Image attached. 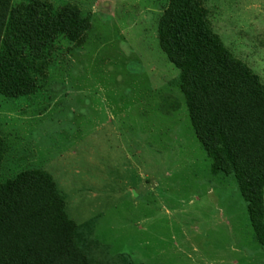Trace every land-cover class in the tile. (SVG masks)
I'll list each match as a JSON object with an SVG mask.
<instances>
[{
    "label": "rangeland",
    "instance_id": "1",
    "mask_svg": "<svg viewBox=\"0 0 264 264\" xmlns=\"http://www.w3.org/2000/svg\"><path fill=\"white\" fill-rule=\"evenodd\" d=\"M46 1L78 6L91 28L81 44L55 41L34 93L0 94V181L50 172L93 264H264L237 178L212 171L160 46L169 0ZM204 5L264 81V0Z\"/></svg>",
    "mask_w": 264,
    "mask_h": 264
},
{
    "label": "trees",
    "instance_id": "2",
    "mask_svg": "<svg viewBox=\"0 0 264 264\" xmlns=\"http://www.w3.org/2000/svg\"><path fill=\"white\" fill-rule=\"evenodd\" d=\"M91 19L67 4L46 0L14 5L0 0V94L36 91L33 70L43 72L61 36L81 44ZM159 43L180 70L196 135L215 174L235 175L252 224L264 246V81L215 32L204 0H169ZM5 156L0 136V166ZM81 224L47 170L27 169L0 181V264H93L79 245Z\"/></svg>",
    "mask_w": 264,
    "mask_h": 264
},
{
    "label": "crops",
    "instance_id": "3",
    "mask_svg": "<svg viewBox=\"0 0 264 264\" xmlns=\"http://www.w3.org/2000/svg\"><path fill=\"white\" fill-rule=\"evenodd\" d=\"M58 183V182H57ZM58 185H59V183H58Z\"/></svg>",
    "mask_w": 264,
    "mask_h": 264
}]
</instances>
